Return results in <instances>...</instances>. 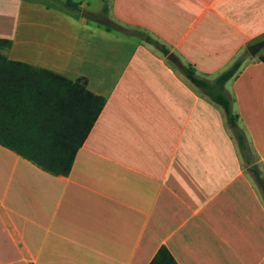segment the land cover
<instances>
[{
  "label": "crops",
  "instance_id": "obj_1",
  "mask_svg": "<svg viewBox=\"0 0 264 264\" xmlns=\"http://www.w3.org/2000/svg\"><path fill=\"white\" fill-rule=\"evenodd\" d=\"M61 1L0 0L2 53L104 103L65 175L0 145V257L148 264L163 246L176 264H264V44L248 53L264 39V0H71L119 30ZM126 28L208 81L241 58L223 85L237 121Z\"/></svg>",
  "mask_w": 264,
  "mask_h": 264
},
{
  "label": "trees",
  "instance_id": "obj_2",
  "mask_svg": "<svg viewBox=\"0 0 264 264\" xmlns=\"http://www.w3.org/2000/svg\"><path fill=\"white\" fill-rule=\"evenodd\" d=\"M60 3L91 21H96L95 15H99L79 8L71 0ZM123 31L151 45L163 55L168 54L167 49L145 31L136 28ZM8 45V40L0 39V49ZM241 62V58L236 59L211 81L197 76L189 65L180 67L184 77L201 94L222 108L228 125L237 121V115L231 112V100L224 92L223 85L235 75ZM103 103V98L89 92L83 82L69 81L48 70L9 60L0 53V145L46 173L65 175L69 171L74 154ZM231 131L244 165H250L249 147L243 131L238 126L231 128ZM262 195L264 200V190ZM148 264L176 262L161 246Z\"/></svg>",
  "mask_w": 264,
  "mask_h": 264
},
{
  "label": "water",
  "instance_id": "obj_3",
  "mask_svg": "<svg viewBox=\"0 0 264 264\" xmlns=\"http://www.w3.org/2000/svg\"><path fill=\"white\" fill-rule=\"evenodd\" d=\"M95 19L97 23L102 24L104 26H108L111 28H114L116 30H119L120 27L116 24H114L113 22H111L110 20H108L107 18L101 16V15H95ZM262 46V42H257L252 44L251 46H249L248 48V53L253 56L255 54V52ZM167 59L169 61H171L172 63L176 64L177 66L180 67V63L178 61V59L176 58L175 55L169 53L167 54ZM248 171L252 174L253 178H255L256 180L258 179V172L255 166H251L250 168H248Z\"/></svg>",
  "mask_w": 264,
  "mask_h": 264
},
{
  "label": "rangeland",
  "instance_id": "obj_4",
  "mask_svg": "<svg viewBox=\"0 0 264 264\" xmlns=\"http://www.w3.org/2000/svg\"><path fill=\"white\" fill-rule=\"evenodd\" d=\"M3 49H0V53H2ZM3 54V53H2ZM243 166V165H242ZM244 167V166H243ZM8 253V251H6ZM13 259V257L10 256H4V257H0V264H8V261L10 263V261ZM22 260V259H21ZM12 264V263H10Z\"/></svg>",
  "mask_w": 264,
  "mask_h": 264
}]
</instances>
